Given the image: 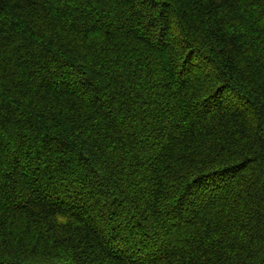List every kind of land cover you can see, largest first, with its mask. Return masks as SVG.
I'll return each instance as SVG.
<instances>
[{"label":"trees","instance_id":"1","mask_svg":"<svg viewBox=\"0 0 264 264\" xmlns=\"http://www.w3.org/2000/svg\"><path fill=\"white\" fill-rule=\"evenodd\" d=\"M0 264H264V0H0Z\"/></svg>","mask_w":264,"mask_h":264}]
</instances>
